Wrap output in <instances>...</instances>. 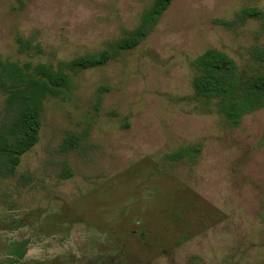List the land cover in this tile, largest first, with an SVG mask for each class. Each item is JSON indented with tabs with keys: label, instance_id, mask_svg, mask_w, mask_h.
<instances>
[{
	"label": "rangeland",
	"instance_id": "1",
	"mask_svg": "<svg viewBox=\"0 0 264 264\" xmlns=\"http://www.w3.org/2000/svg\"><path fill=\"white\" fill-rule=\"evenodd\" d=\"M152 0H0V57L57 66L109 51L49 98L38 143L0 176V264H264V107L237 128L194 97L193 61L215 49L264 70V0H172L132 50ZM222 21L230 23L222 25ZM20 41L30 42L22 51ZM0 90V128L7 124ZM70 136L79 144L69 151ZM202 145L193 162L169 156Z\"/></svg>",
	"mask_w": 264,
	"mask_h": 264
},
{
	"label": "trees",
	"instance_id": "2",
	"mask_svg": "<svg viewBox=\"0 0 264 264\" xmlns=\"http://www.w3.org/2000/svg\"><path fill=\"white\" fill-rule=\"evenodd\" d=\"M172 0H152L141 19L139 27L118 43L123 51L135 49L142 39L158 24L169 9ZM255 18L264 22V13L257 8L243 9L237 21ZM222 25L230 23L222 21ZM22 51H30V42L20 41ZM112 59L109 51L78 57L57 66L44 63H24L3 60L0 57V90L6 95L8 123L0 128V176H13L22 156L39 141L42 128L41 115L44 103L49 98L65 97L71 91L70 73L81 72L107 65ZM255 63L264 62V48L255 50ZM193 67L199 75L192 81L194 97L210 111L222 116L229 128H237L245 115L264 107V70L254 75L241 72L236 62L224 52L210 49L197 57ZM79 144L76 136H70L63 145L69 151ZM202 145L183 148L169 158L195 161ZM28 240L10 244L7 261L16 264L28 253Z\"/></svg>",
	"mask_w": 264,
	"mask_h": 264
}]
</instances>
